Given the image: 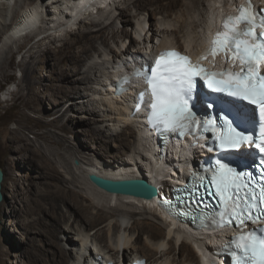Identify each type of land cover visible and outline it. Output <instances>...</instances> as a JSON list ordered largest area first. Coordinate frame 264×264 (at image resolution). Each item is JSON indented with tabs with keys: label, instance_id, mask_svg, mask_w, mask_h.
I'll use <instances>...</instances> for the list:
<instances>
[{
	"label": "bare ground",
	"instance_id": "bare-ground-1",
	"mask_svg": "<svg viewBox=\"0 0 264 264\" xmlns=\"http://www.w3.org/2000/svg\"><path fill=\"white\" fill-rule=\"evenodd\" d=\"M71 1L0 0V33L7 27L13 8L27 4L13 25L2 33L0 74L8 58L9 42L23 39L25 43V40L31 36L43 34L44 30L41 29L40 23L45 24L47 17L56 15L51 10L53 6L60 5L59 12L64 14V22L58 25L62 28L72 20L79 21L78 18L84 15L94 11L97 13L99 7L105 9L108 4L113 5L117 0H73L69 6ZM120 1L132 5L135 14H131L132 9L129 7L121 8L122 6L119 7L115 3L118 15L110 24L104 21L81 24L80 21L77 31L68 33L71 38L61 39L59 48L52 49L46 46L42 49L41 56L47 65L56 67L65 55L72 58L73 64L68 67L69 72H67L72 79L57 72L54 79L50 80L55 82V86L44 88L47 92L46 102L50 105L47 108L54 116L49 125L63 132L61 121L66 118L67 122L75 127L76 133L88 137L89 141L82 139L85 145L81 142L74 143L64 135L47 130L38 138L48 143L46 145L49 150L48 155L41 145L40 148H32L26 139L15 141L13 138V142L16 143L14 151L20 154L24 165L32 167L36 189L39 190V185L46 186L40 189V196L43 200L52 203L47 206L41 204L44 208L43 216L40 215L32 220L30 218L29 221L40 227L37 229L38 234L46 237V240L40 244V249L37 248L39 245L34 243L31 245L29 243V247L19 244L22 254H26L31 261L30 264H107L109 262L121 264V260L124 264H135L137 259H143L145 264H204L196 253L202 249L196 241H203L208 235L187 233L179 228L177 229L180 231L176 230L175 224H171L160 215V213L164 214L162 211L150 207L154 199L145 200L108 194L93 186L87 177L94 174L110 180L143 179L149 184L158 186L159 191L161 189L168 191L174 184L169 175L170 171L174 174V178L178 176L177 179H180L184 176L185 167L189 163L190 151L187 147L190 144L179 143L170 146L166 154L160 157L154 151V137L143 124L141 112H137L134 116L132 114L134 104L131 93L140 88V84L136 83L138 81H135L137 79L130 77L126 84L129 92L120 96L113 93L111 86L118 73H122V70L127 71L137 63H143L153 50L157 52L177 48L196 53L204 46L212 30L218 27L217 19L228 13L236 0L225 2L224 5H221L222 0H212L209 9L201 0ZM11 7H13L12 11ZM144 12L148 20L144 18L145 16H142L143 18L140 16ZM60 14H57L59 18ZM118 17H121L122 26L114 29ZM147 23L148 28L145 29ZM131 26L132 29L129 31L127 27ZM50 29L52 28L48 27L47 31H51ZM75 47H77L76 51L73 50ZM94 56L99 60L93 61ZM29 58L28 62L22 60L20 63L23 69L22 83L27 92L24 96L26 106L32 98L34 99L32 88L35 86L33 84L38 82L36 80L38 78L35 79L34 76V68L39 61L33 54ZM79 63H82V68H79ZM103 67H106V71L101 70ZM90 84H96L97 87L92 88ZM89 93L100 97L99 102L96 99L99 106L88 103L89 100L95 101L93 98L89 99ZM68 101L69 105L64 108L61 104ZM103 123L108 124L103 126ZM82 147L91 150L92 153L83 151ZM112 148L114 151H110ZM97 150H103L104 154L101 156H104L102 161L105 165L94 159ZM142 150L144 154L141 153ZM129 153L134 158L128 162L123 157ZM72 158L80 160L81 165L76 169L78 175L73 173ZM145 160L146 164L147 162L153 164L155 169L153 175L146 174L148 168L142 163ZM58 164H61L60 168L71 177L70 179L63 177ZM132 165V168L129 167ZM71 186L80 189L81 186L87 187L93 199L76 192ZM14 193L10 201L14 204L7 210L10 215L20 212L15 206ZM101 197L108 200L107 202L115 201V205L125 200L141 206V210L124 212L116 205L109 207L110 211L106 212L95 203ZM37 206V210L42 208ZM147 214L153 219L152 221L147 219ZM65 215L66 221L63 222ZM224 232L225 230L211 235L210 237H214L211 244H215L220 236L223 237ZM190 239H192L191 245L195 244L193 247L196 251L189 245ZM11 245L15 247L16 243Z\"/></svg>",
	"mask_w": 264,
	"mask_h": 264
},
{
	"label": "snow or ice",
	"instance_id": "snow-or-ice-1",
	"mask_svg": "<svg viewBox=\"0 0 264 264\" xmlns=\"http://www.w3.org/2000/svg\"><path fill=\"white\" fill-rule=\"evenodd\" d=\"M220 54H224L233 65L239 61V70L209 71L174 50L160 53L155 66L148 72L133 73L143 75L147 84L146 91L139 93L135 111H139L141 105L147 107L150 125L161 134L176 132L181 137L190 133L195 136L199 127L215 132L221 149L239 150L242 145H254L261 154L260 163L264 165V10L257 12L251 0L239 5L235 15L223 18L210 48L200 60ZM197 77L215 92L226 93L256 106L261 118L259 138L238 132L228 120L224 121V131L215 128V121L197 120L190 103ZM128 80L129 77L122 78L116 85L117 91H122ZM146 95L150 97L147 102ZM206 178L214 187L222 210L212 215L201 212L193 222L199 221L200 227L208 228L235 222L241 230L225 246L231 264H264V227L244 230L248 221L264 223V170L257 184L250 186L248 180L254 179L251 173L238 172L218 160L210 177H198L201 183ZM162 206L177 218L182 214L167 199L162 200Z\"/></svg>",
	"mask_w": 264,
	"mask_h": 264
},
{
	"label": "rangeland",
	"instance_id": "rangeland-1",
	"mask_svg": "<svg viewBox=\"0 0 264 264\" xmlns=\"http://www.w3.org/2000/svg\"><path fill=\"white\" fill-rule=\"evenodd\" d=\"M72 1L69 3V6H71ZM201 1H203L204 6L207 9H209L210 2L212 0H201ZM229 1L231 0H222L221 5H224L225 2H229ZM125 2L126 1H120V2L115 1L113 5L108 4L105 7V9L101 8L99 9V11H97V13H95L94 11L91 12V14L84 15V17L78 18V20L80 19L79 21L72 20L70 23L64 25L62 28H59L58 25H62V23L64 22L65 19L64 14L62 13L60 14L59 12L61 11L59 10L60 5L59 7L53 6L51 10L56 15H50V13H48L50 17H47L45 24L40 23V25H42L41 29L44 30L43 34H38L35 37L31 36L28 40L27 39L25 40L26 41L25 43H23V39H19V40L15 39L16 41L9 42V53H7L8 58L4 64V70L1 72L2 74H0V167L2 168L4 173V178L2 182V193L3 196H5V200L2 201L0 206L1 228L3 227V232H1L0 235V264H28V263L30 264L31 261H29L26 254H22V250H20L19 244L21 245L23 244L22 246L29 247L31 243H34L35 245H39V247L37 248L40 249V244L46 240V237L42 234H38L37 229H40V227H38L34 223L32 224L29 221L30 218L32 220L33 218H36L40 215H41L40 217L43 216L42 211L44 210V208L43 205L41 204L44 205L46 204V206L49 203L52 204L51 201L43 200V198L40 196L41 193L40 189L41 188L44 189V187L46 186L39 185L38 186L40 187L39 190H37L38 188L36 189V185L34 184L36 181L32 177L33 176L32 174L34 173L33 170L31 169L32 167L24 165V163L20 159V154L14 151V148L16 147V143L13 142V138H15V141L20 140L22 138L26 139L31 144L32 148H37V147L40 148L41 146H43L44 152L46 154L49 153V150L46 147L48 143L47 142L45 143L44 140L38 138V136L47 130H50L52 133L64 135L69 141L74 143L81 142V144L85 145L86 143L84 141L82 143V139L87 142L89 141L88 137L85 138V136L81 134H77L75 127L71 125L69 122H67L66 118L63 121H61V125H63V129H64L63 132H60L49 125L50 122L53 120L54 116L53 114L49 113L51 111L48 110L47 108L50 107V105L47 104L46 102L47 92L44 91L45 90L44 88L46 86H55V82L50 80L54 79V76H56L57 72H60V74L66 78L72 79V77L69 76L67 72H69L68 67L72 66L73 64H72V58L68 55H65L62 57V60L59 61L56 67H53L52 65H47L43 60V57L41 56L42 49L46 46H49L52 49L55 47L59 48L61 46V39H64L65 37L69 38L70 36H68V33L77 31V27L80 25V21L81 24H89L90 22L93 21L94 22L104 21L106 22V24H110V22H112L114 18L118 15V12L115 7L116 4L119 7L122 6L121 8L129 7L130 9H132L131 14L134 15L135 9L132 8L133 6L130 4L127 5L128 3L126 2L125 4ZM26 5L27 4H22V6L18 8L16 6L14 8L11 7V11L12 8L13 11L9 15L8 23L6 24L7 27L3 30V32L1 31L0 33V40H2V35H3L2 33H4L8 28H10L13 25V23L16 21L20 13L27 7ZM217 6L218 5L216 4V7ZM15 9H17V11ZM66 12L69 14L68 10H66ZM57 14H60L61 17L59 18ZM140 16L141 17L145 16V12ZM144 18L148 20L147 16H145ZM120 20L121 17H118V19L115 20L116 26L114 29H117L122 26V22H120ZM194 20L195 21L197 20L196 15L194 16ZM48 27L52 28L50 29L51 31L49 32L47 31ZM127 28L130 31L132 29V26ZM147 28H148V23L145 24V29ZM36 32L37 31H35V33ZM73 50L76 51L77 47L73 48ZM32 54L34 55L35 59L39 61L37 66L34 68L35 71L34 76L35 79L38 78L36 79L38 80V82H35V84H33V86L34 85L35 86L32 88V94L34 99L32 98V100L29 101L26 106L25 105L26 100H24V96L26 95L27 92L26 90H24V85L22 83L23 69L20 63L22 62V60L24 62H28L30 60L29 57ZM103 59H107V58H103ZM92 60L98 61L99 59L97 56H94ZM79 68H82V63L81 64L79 63ZM105 69L106 67L101 68V70L103 71H106ZM112 75L113 73L110 75V78ZM89 86H92V88L97 87L96 84H90ZM91 98L95 99V101L89 100L88 103L93 104V106L98 105L96 99L100 100V97L92 93H89V99ZM84 99L87 100V98ZM61 105H63L64 108H66L69 105V101L64 104L62 103ZM77 115L81 116V114H77ZM99 118H104V117H99ZM106 124L108 123H103L102 125L104 126ZM81 149L83 151L86 150L84 147H82ZM110 151H114V148H112ZM85 152L92 153L91 150L89 151L86 150ZM141 153L144 154V151L142 150ZM103 154H104L103 150H97V153L94 155L95 157L94 159H96L98 163H100L101 165H105L103 162L104 156H101ZM123 158L124 159L126 158L125 160L129 162L134 158V156L129 153V155ZM74 161H77L78 165H76ZM142 163L145 164L146 168H148L147 169L148 173L146 172V174H148L149 176L153 175L155 170L153 164L152 163L149 164L148 162L146 164V160L145 162L142 161ZM59 165L61 166V164H58L57 166L59 167L58 169L60 173L63 175V177L65 179H70L71 177L62 168H60ZM71 165L74 169L73 173L75 172L76 175H78V171L76 169L78 166L81 165L80 160L77 158H72ZM129 167L132 168L133 165ZM71 187L76 192L82 194L83 196L92 198V194L87 187L81 186V189L76 188L74 186ZM13 193L16 196L15 201L17 204L15 203V206L20 210V212L16 215L13 214L10 215L7 212L9 207H11V205L14 204V203L11 204L10 202L12 200ZM107 201L108 200L101 197V199H99L95 203L106 212L110 211L109 207H115L116 205L119 209H121L124 212L141 210V206L125 200L122 201L123 203L117 202L116 205H115V201H109V202ZM127 202L131 204H128ZM37 205L42 206V208L40 210L39 209L37 210L36 209L38 207ZM33 211L35 212L33 213ZM66 217H67L66 215L65 218L63 217V222L66 221ZM146 217H148L147 219L149 221L153 220L148 214L146 215ZM156 222L159 223L157 220ZM4 223L5 225H3ZM59 223L61 224L62 222ZM175 229L179 230L177 228ZM14 230L16 232H14ZM213 239L214 237L204 238L203 241H205L206 243H213ZM191 241L192 239L189 240L188 242L189 245H191L190 243ZM10 243L11 244L16 243V245L17 244L18 245L17 247L16 245L14 247V245H11ZM191 247L193 246L191 245ZM193 249L196 251L194 247ZM43 258H45V256ZM2 261L3 263H1Z\"/></svg>",
	"mask_w": 264,
	"mask_h": 264
},
{
	"label": "water",
	"instance_id": "water-1",
	"mask_svg": "<svg viewBox=\"0 0 264 264\" xmlns=\"http://www.w3.org/2000/svg\"><path fill=\"white\" fill-rule=\"evenodd\" d=\"M78 165L77 161H74ZM4 178V173L0 167V206L5 196L2 193V182ZM88 181L98 188L99 190L106 192L108 194L129 196L139 199L151 200L157 194V189L155 186L149 184L143 179H128V180H110L105 179L94 174H90ZM0 234H1V218H0Z\"/></svg>",
	"mask_w": 264,
	"mask_h": 264
}]
</instances>
